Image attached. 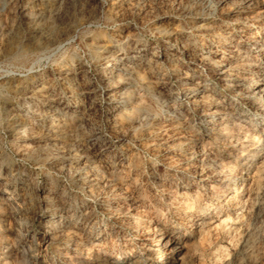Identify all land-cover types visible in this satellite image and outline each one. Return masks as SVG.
<instances>
[{"label":"rangeland","instance_id":"obj_1","mask_svg":"<svg viewBox=\"0 0 264 264\" xmlns=\"http://www.w3.org/2000/svg\"><path fill=\"white\" fill-rule=\"evenodd\" d=\"M0 264H264V0H0Z\"/></svg>","mask_w":264,"mask_h":264},{"label":"bare ground","instance_id":"obj_2","mask_svg":"<svg viewBox=\"0 0 264 264\" xmlns=\"http://www.w3.org/2000/svg\"><path fill=\"white\" fill-rule=\"evenodd\" d=\"M21 13H23V11H21ZM217 74V73H216ZM241 77H242V75H241ZM239 80V79H238ZM257 90V89H256ZM259 90V89H258ZM251 91V90H250ZM247 92V91H246ZM261 92V91H260ZM42 234H43V232H42ZM50 235V234H49ZM44 237H45V240H47V238H50L49 236H48V234H44ZM56 237V236H55ZM54 237V238H55ZM52 238V237H51ZM56 239V238H55ZM162 242V241H161ZM163 245V244H162Z\"/></svg>","mask_w":264,"mask_h":264}]
</instances>
